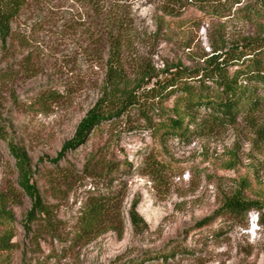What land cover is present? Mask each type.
<instances>
[{
    "label": "rangeland",
    "instance_id": "1",
    "mask_svg": "<svg viewBox=\"0 0 264 264\" xmlns=\"http://www.w3.org/2000/svg\"><path fill=\"white\" fill-rule=\"evenodd\" d=\"M262 35L264 0H30L0 43V122L26 151L43 208L19 188L0 141V206L14 217L0 228L9 238L0 264H264V213L222 212L236 193L264 200V111L188 141L155 138L131 112L61 152L101 97L109 63L133 86L178 66L200 69ZM42 92L64 100L37 108ZM94 194L112 197L110 212L85 233Z\"/></svg>",
    "mask_w": 264,
    "mask_h": 264
},
{
    "label": "trees",
    "instance_id": "2",
    "mask_svg": "<svg viewBox=\"0 0 264 264\" xmlns=\"http://www.w3.org/2000/svg\"><path fill=\"white\" fill-rule=\"evenodd\" d=\"M29 1L0 0V43L3 48L10 40L13 23ZM63 100L58 92H42L36 95L33 105L44 109ZM171 101L168 108L166 104ZM263 111L264 35L225 47L200 69L178 66L161 74L149 75L146 82L142 76L133 86L122 79L117 65L109 63L101 97L79 122L74 137L64 144L61 152L83 145L103 123L121 115L128 117L131 112L141 117L155 138L188 141L193 137L214 135L240 119H254ZM0 141L7 144L16 162L19 188L31 199L33 208L42 211L43 204L32 181L34 173L28 155L10 140L1 122ZM51 162L58 165L57 160ZM111 199L110 195L90 196L81 219L85 233H92L102 224L110 212ZM1 200L0 228L14 220ZM137 205L135 202L129 210V218L135 227L143 222ZM253 210L263 214L264 200L246 201L240 193L228 198L222 207V212L237 216ZM7 235L2 236L0 246L9 244Z\"/></svg>",
    "mask_w": 264,
    "mask_h": 264
}]
</instances>
